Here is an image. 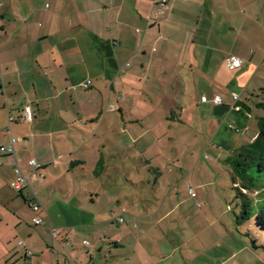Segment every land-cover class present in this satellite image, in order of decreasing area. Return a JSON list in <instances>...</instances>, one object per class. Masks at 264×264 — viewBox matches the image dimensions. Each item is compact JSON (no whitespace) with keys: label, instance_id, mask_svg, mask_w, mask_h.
Returning a JSON list of instances; mask_svg holds the SVG:
<instances>
[{"label":"crops","instance_id":"1","mask_svg":"<svg viewBox=\"0 0 264 264\" xmlns=\"http://www.w3.org/2000/svg\"><path fill=\"white\" fill-rule=\"evenodd\" d=\"M231 57L243 66L229 70ZM263 59L264 0H0V264L140 257L154 215L140 187L160 190L153 174L181 169L168 149L183 122L222 162L256 138ZM232 93L249 112L233 110ZM11 144L12 157L1 151ZM168 198L161 211L177 206ZM128 218L137 227L120 236Z\"/></svg>","mask_w":264,"mask_h":264},{"label":"rangeland","instance_id":"2","mask_svg":"<svg viewBox=\"0 0 264 264\" xmlns=\"http://www.w3.org/2000/svg\"><path fill=\"white\" fill-rule=\"evenodd\" d=\"M258 55H263L261 49ZM261 71L264 72V64ZM260 84L264 87V82ZM254 99L264 103V91ZM254 110L264 115L263 110L257 107ZM180 125V137L176 136L177 139L171 141L168 152L175 154L171 150L175 142V148L178 147L184 158L181 169L172 167L174 164L171 163L163 174H153L155 179H161L162 190H158L154 181L140 187L139 192H142V197L147 194L154 215L148 221V235L141 243L140 257L126 261L130 256L119 253L122 255L121 264H264V233H255L247 225H236L235 215L240 207L232 182L231 166L226 161L214 160L213 148L198 149L193 146L202 138L201 133L197 137L201 130L198 125L184 122ZM172 138L175 139V136ZM126 182L124 177L121 185L124 189L130 184ZM192 194L196 196L192 197ZM168 196V202L177 206L174 209L166 206L161 211V204ZM255 197L252 194V198ZM129 222L128 228H125L126 225L122 228L115 225L113 230L120 236L130 235V229L137 226L130 219ZM142 226L143 223H140V228L134 230L135 234L141 232ZM248 232L250 236H245ZM253 241L259 247L257 250L252 248ZM116 251L114 249V253ZM106 256L109 257V254ZM107 262L109 264L111 259L108 258Z\"/></svg>","mask_w":264,"mask_h":264},{"label":"trees","instance_id":"3","mask_svg":"<svg viewBox=\"0 0 264 264\" xmlns=\"http://www.w3.org/2000/svg\"><path fill=\"white\" fill-rule=\"evenodd\" d=\"M233 104L241 107L240 111L233 109L237 113L248 111L241 99L237 103L233 99ZM256 107L264 111V103H257ZM227 163L231 166L232 182L239 200L240 211L235 215L236 225H247L255 233H264V117L258 119L256 138L237 148ZM252 194L256 197L252 198ZM245 236H250L249 232ZM252 243V248L257 250L259 247L254 241Z\"/></svg>","mask_w":264,"mask_h":264},{"label":"built area","instance_id":"4","mask_svg":"<svg viewBox=\"0 0 264 264\" xmlns=\"http://www.w3.org/2000/svg\"><path fill=\"white\" fill-rule=\"evenodd\" d=\"M161 14H162V10L160 9L155 13V18L159 17V15H161ZM263 62H264V59H263ZM243 64H244V61L242 59H239L236 57H231L227 61V67L231 71H235V70L240 69L243 66ZM90 85H91V82L86 81L83 84H81V87L87 89L90 87ZM232 96L234 99V103H237L240 99L239 95L234 93ZM201 101L203 103H206V102H208V99L206 97H202ZM212 103L214 105H217V106L222 105L223 99L220 96H215L212 100ZM233 109L235 111H240L241 107L238 106L237 104H235L233 106ZM34 118L35 117H34L33 113L31 112V110L29 109V107H25L23 110V113H22V117L20 118V121L26 122V123H32L34 121ZM10 121H13V119L11 118ZM1 151L10 157L15 155V149H14L13 144H11L5 148H2ZM15 175H16V177H15V180L11 183V188L15 192L21 193L22 191H24L25 189H27L29 187V179L22 173V171L18 167L15 169ZM190 188H191V186H190ZM195 196H196L195 194H192V197H195ZM29 202H30V207L33 210H39L42 207V204H41L39 198L37 197V195H35V193H33V196L30 197ZM198 206L200 207V204H198ZM119 222L122 223L123 220L121 219ZM34 223L36 225H41L42 219L40 217H38L34 220Z\"/></svg>","mask_w":264,"mask_h":264}]
</instances>
